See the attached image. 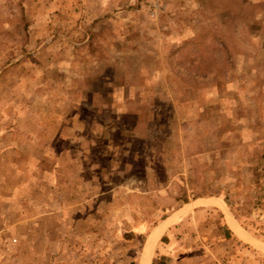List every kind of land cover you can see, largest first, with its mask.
Wrapping results in <instances>:
<instances>
[{"label": "rangeland", "instance_id": "374dc122", "mask_svg": "<svg viewBox=\"0 0 264 264\" xmlns=\"http://www.w3.org/2000/svg\"><path fill=\"white\" fill-rule=\"evenodd\" d=\"M0 264H264V0H0Z\"/></svg>", "mask_w": 264, "mask_h": 264}, {"label": "crops", "instance_id": "0c3cea01", "mask_svg": "<svg viewBox=\"0 0 264 264\" xmlns=\"http://www.w3.org/2000/svg\"><path fill=\"white\" fill-rule=\"evenodd\" d=\"M178 211H179V210H178ZM176 212H177V211H176ZM176 212H174V213H176ZM174 213H173L172 215H170L169 217H167L165 220H167V219H169L171 216H173ZM165 220H164V221H165ZM164 221H163V222H164ZM163 222L159 223L155 228H157V227H158L160 224H162ZM169 225H170V224H169ZM170 227H171V226H170ZM168 229H169V228H168ZM168 229H167V230H168Z\"/></svg>", "mask_w": 264, "mask_h": 264}]
</instances>
